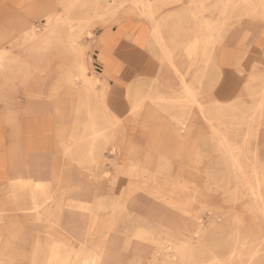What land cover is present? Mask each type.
<instances>
[{"label":"rangeland","instance_id":"rangeland-1","mask_svg":"<svg viewBox=\"0 0 264 264\" xmlns=\"http://www.w3.org/2000/svg\"><path fill=\"white\" fill-rule=\"evenodd\" d=\"M42 2L35 34L27 37L30 25L20 21L3 32L0 105L40 101L58 119L57 162L66 173L56 186L95 212L73 205L89 230L71 240L68 264H98L100 239L120 264H264V49L255 48L264 46L256 41L264 38V0ZM134 23L139 43L151 38L143 64L115 84L99 83L91 68L97 46L111 29L122 34ZM71 83L88 88V100H72ZM145 116L176 144L163 132L152 138L155 150L146 149ZM148 151L154 159L145 163ZM178 169L184 191L171 204L162 193ZM14 191L0 192V264H39L30 254L39 239L16 238L30 228L14 220L46 207L36 206L32 189L25 203ZM16 239L26 259H10L14 244H4Z\"/></svg>","mask_w":264,"mask_h":264},{"label":"crops","instance_id":"crops-1","mask_svg":"<svg viewBox=\"0 0 264 264\" xmlns=\"http://www.w3.org/2000/svg\"><path fill=\"white\" fill-rule=\"evenodd\" d=\"M43 13L44 5L42 0H0V43L4 37L3 32L7 31L9 26L15 24L14 22L20 21L24 25H32V21L39 19ZM49 19L50 17L47 24ZM31 25L28 28L27 37L35 34L37 27L35 28ZM111 30V34L106 33L105 42L97 46L94 57L96 67H91L92 70L97 69L102 79L99 77L96 79H98L99 83L103 82L105 86L108 79L115 84L117 81L122 80L128 72L131 75L138 64H143L145 52L149 49L151 43L149 35H147L143 42H138L139 28L138 24L135 23L126 31L128 32L129 39L126 38V32L119 34L118 26L116 29ZM103 31L99 36L103 34ZM256 41L264 43V38H258ZM255 48L263 50L264 46L255 45ZM4 51L6 50H2L0 54ZM0 76L8 78L2 71H0ZM69 87V92L75 94L72 100L75 99L77 101L80 98L88 100V88L86 89L84 86L79 88L78 84L75 83H71ZM81 93L86 94V96H79L78 94ZM146 118L151 120L153 124L157 125L165 133L168 137L166 138L168 142L175 143L172 138H176V136L168 132V129L164 125L158 122V120L148 118L147 116L144 117V120ZM57 125L58 119L49 104L35 100H24L17 104L0 105V192L4 190H16L17 196L19 194L22 202L25 203V198H27L25 190L28 188L32 189L35 195L38 196L36 206L40 208L48 207L47 209H49H42L41 211L44 212L37 215L35 213H41V211L37 208L34 210L31 208L27 213H34L35 215L32 217L23 215L14 220L17 221L18 227L22 221L30 228L15 231L17 232L16 238L24 240L30 238L33 240L39 239V242H33L34 245L38 246L34 252L30 253L20 246L21 244H19L17 239L14 243H9V240H6L5 247L9 246L8 244L10 246L14 244L12 250L14 257H11V260L26 259L25 257L30 253L33 254L32 261L36 262L40 260L39 264H68L71 259L70 255L74 253L71 240L88 238V216L82 214L81 211L78 212L72 209L75 204V206L86 207V211L90 213H95L90 209L88 200L82 197H62V189H58L56 186L57 176L66 173L62 172V166L58 165L57 162ZM123 125L125 126L124 123ZM141 127L150 134L149 138H151L146 149L153 150L154 148L151 144L153 134L151 130L145 124H142ZM162 154L167 156L169 161H175L165 153ZM128 159H131V155H129ZM149 159H154V156H152V152L150 154L148 151L144 162L146 163V160ZM179 172H181L180 169L173 174L162 193V199H170L171 204H175V198L182 200L183 193L181 190L184 191V186L178 183ZM37 184L38 188H36ZM71 186L72 184L70 183L67 185V189L64 188L63 192L65 196L68 191L74 190L69 188ZM138 186L142 187L140 184ZM18 190L22 193L20 194ZM56 191L61 193V198L56 197L54 200L45 203L47 199L46 195L50 196ZM66 206L71 209L64 210ZM12 219L10 218V220ZM167 222L166 218L162 219V222L160 221L164 230L171 228ZM103 225L107 230H110L107 223ZM108 245L109 242L106 239L97 240L94 247L95 249H99L92 252L96 254L101 248L98 264H120L117 263L119 260L117 261L115 256L107 251ZM76 248L79 247L77 246Z\"/></svg>","mask_w":264,"mask_h":264},{"label":"bare ground","instance_id":"bare-ground-1","mask_svg":"<svg viewBox=\"0 0 264 264\" xmlns=\"http://www.w3.org/2000/svg\"><path fill=\"white\" fill-rule=\"evenodd\" d=\"M144 124L147 125V126H149L151 128L152 134H153V136L155 138H157V137L159 138L160 136L163 135L162 134L163 131L160 128H158L157 125L153 124L151 120H149V119L146 118L144 120ZM231 161L233 163V167L238 168V170L241 171L240 162L234 156L231 157ZM168 251L171 253L172 252V248H168Z\"/></svg>","mask_w":264,"mask_h":264}]
</instances>
